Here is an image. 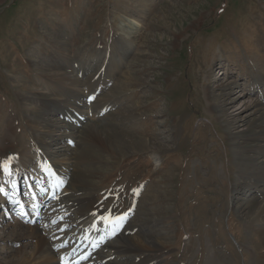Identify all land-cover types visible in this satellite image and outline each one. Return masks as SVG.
Masks as SVG:
<instances>
[{
    "label": "rangeland",
    "instance_id": "374dc122",
    "mask_svg": "<svg viewBox=\"0 0 264 264\" xmlns=\"http://www.w3.org/2000/svg\"><path fill=\"white\" fill-rule=\"evenodd\" d=\"M125 21L141 27L137 40L124 37ZM81 63L85 77L77 76ZM66 75L79 84L59 81ZM96 79L101 91L92 88ZM223 92L229 96L217 109L210 103ZM256 104L264 109V0H0V156L4 148L27 155V147L28 166L42 168L40 150L68 169V185L51 201L49 217L71 194L80 199L89 192L105 215L110 205L115 216L127 217L123 236L149 247L162 243L126 248L129 256L143 255L128 264H264V237L253 225L258 217H248L246 208L264 206V184L253 190L243 183L241 145L233 141L249 128ZM219 110L233 114L237 126L226 128ZM82 121L143 137L150 148L103 153L83 145L82 134L73 138L70 127ZM250 155L262 164L264 141ZM97 169L86 188L81 176ZM8 207L0 193V254L9 247L1 241ZM67 213L66 233L77 236L78 216ZM133 227L140 232L129 234ZM125 237L109 239L95 257L111 256L109 248L126 245Z\"/></svg>",
    "mask_w": 264,
    "mask_h": 264
},
{
    "label": "bare ground",
    "instance_id": "6f19581e",
    "mask_svg": "<svg viewBox=\"0 0 264 264\" xmlns=\"http://www.w3.org/2000/svg\"><path fill=\"white\" fill-rule=\"evenodd\" d=\"M133 23H134V21H125L124 25L122 27V32L124 34V37H126V39H128L130 41L137 40V36L141 31V29H140L141 27L140 26L134 27L135 25ZM106 54L107 53H105L103 55V58H105ZM49 71H51V70H49ZM49 71H47V72H49ZM77 71H79L80 73L86 72L87 68L84 64L81 63L78 65ZM77 71H73V72H75V74H76ZM80 73H78L77 76H80L81 75ZM82 76L85 77L83 74H82ZM61 77H62V80L60 79L59 81H61L62 83H66L68 81L71 83V86H72V84H74V85L79 84V80L77 78L74 79V78L69 77L68 75H66V77H64V78H63V76H61ZM97 77L99 79L100 76L98 75ZM53 78L56 79L55 76ZM98 79H96V80H98ZM96 82L97 81L94 82L95 84L92 85V88L99 89V91H101V89H104L103 86H101L102 84L100 83V80H98V83H96ZM227 87L231 88L232 86L228 85ZM206 92H208V91H206ZM64 94H60V95L58 94V95L62 99L65 96ZM221 95H222L221 97H217L216 102H215V100H212L211 101L212 103H210L211 105H213L215 107L217 106V109L219 108L221 101H224V99L227 96H229V95L225 94V92H223ZM25 99L31 101V99L28 97ZM61 101H65V100L62 99ZM256 106H257V110H255L252 113L253 117L250 120V123L247 122V124L248 123L250 124L249 128L245 129V131L241 135L234 136V138H233L234 139L233 141L235 143H238L241 145V147H238V150H237V155H238V158L240 161V165H237V166H239V168L241 169V173L244 175L243 183H246V184H247V182L251 183L250 185L253 186V190L257 188V185L259 182L261 184H264V162H262V164L260 162V164H259L257 156L254 157L253 155H250V154H255V153L258 154L259 146L264 141V109H262L261 105L256 104ZM104 108H105V106H104ZM90 109L94 110V113H95L96 110L94 109V106L91 107ZM34 114H35L34 111L31 109V115H34ZM218 115L221 116L220 120H222L225 117H228V120L227 121L225 120L226 121L225 125H226V128H228L229 130H230V127L237 126V125H235L236 121H234L235 118L233 117V114L229 115L225 110H222V111L219 110ZM10 120H11L10 127H11V131H12L15 128V124H14V120L12 117L10 118ZM74 121H75V118H74ZM241 121L246 122L245 120H241ZM43 122H44V124H49L47 119L46 120L44 119ZM33 123L35 124V123H37V121H33ZM37 124H35V125H37ZM70 128L74 132L72 134L73 138L75 139V137H77V142L79 140L78 137H80L82 134L81 138L84 136L83 145H89L90 147H93L95 149L101 148L104 150L103 153H106V154L112 153L115 155H120V154L123 155V154H127V152H129L131 150H133L135 152H139V151H144V150H147L150 148V142L147 141L143 137H135V136L133 137V136L126 135L124 133H118L116 131L106 130V129L102 128L101 126H99L98 124H95V123L86 124L85 121H82L80 123L78 122L77 124L75 123V125H72V127H70ZM80 128H81V130H80ZM51 131H47L46 134H50ZM80 131H82V132H80ZM15 134H17V133L15 132ZM38 137L40 138V141L43 142L45 135L42 133H40V134L38 133ZM33 138H34V136L31 134L30 139L32 140V143L34 144V147L40 148L41 146L40 147L38 146L39 144H41L40 142H38L39 140L35 139L36 137L34 139ZM66 138H67L66 142L74 140L68 136H66ZM2 140H4V139H2ZM5 142L8 145L11 144L7 140ZM79 146H81V144ZM46 147L48 149H50L49 146H46ZM67 147L68 148L63 151V154H67V152H69L70 146L68 145ZM28 149L29 148H27V147L24 149V151L27 150V155H25L26 152L24 154H19L16 152V150L13 151L12 148H10V149L4 148L3 150H1L3 157L1 155L0 159L3 158L5 160H7L8 163L10 161L9 164L5 163L6 168L11 170V171H15L19 174V170H21L23 168H27V165H29V162L31 163V161H32L30 154L32 153L33 150H28ZM129 155H130V153H129ZM24 156H26V157H24ZM39 156H40V158H46V159L48 158L46 152H44V151H41V154ZM91 156H92L91 153L85 154L86 160L91 161V159L94 157V155H93V157H91ZM24 158H25V160H24ZM80 158L84 159V157L82 155L80 156ZM56 163L57 162H55V161L52 162L50 159H47L46 166H47V164L49 165V170H50L49 173L52 174V172L54 171L55 177L57 178V176H58V177L63 178V180H66L67 185H68V181H69L68 178L69 177L66 176L68 169H66L65 167H62V165H59ZM66 164L71 165L70 163H67V162H66ZM63 168H65V169L63 170ZM60 169L62 171H60ZM97 170H89L88 176L85 175L84 173L81 176L82 178H84V181H85L84 185L86 186V188L91 184L90 178L96 177L97 174L99 173V170L98 171ZM75 178H77L76 175H75ZM57 180H58V178H57ZM60 182H62V181L60 180ZM58 186H61V183L58 184ZM39 190L43 191V189H41V188ZM67 190H68V187H67L66 191ZM48 192H47V195H49ZM76 194L75 195L71 194L68 197V199H66V201H65L66 203L64 202L62 204V206H60V208H57L58 209L57 212L55 213L53 218L50 220V223H55L58 220L57 225L53 227L50 224V226H47L44 229H40L37 226H28L21 219H20V221H21L20 223L17 220L16 221L13 220V216L11 215V210L13 207L11 206L12 207L11 208L9 203H8L9 207L7 208V210H9L10 213L9 214L3 213V215H2V216H4V218H6L5 220H3V222H6V224H5L6 227H4V229H2L3 237L1 238V241L3 242V246H8V244H9V247L7 248V250H6L7 252L5 254H0V264H63L65 261L64 262L62 261V255L64 253H66V257H67V255L70 253L69 249H71V248H68L65 250V249H63V246L61 247V244H64L67 242L69 244H72V247H74L75 250H78V251L84 250L85 253L88 251H92L91 257L87 261L82 260L80 264H128V263H131L130 262L131 259H133V260H135L137 258L140 259L143 257V255L135 254L136 256H134V257L131 255L129 256L124 252V250L126 248H131L134 251V250H136V248L142 249V250L143 249H152V247L157 248L156 246L162 245V243H158V242H156V240H154V242L152 243V246L149 247V246L145 245L142 238L131 237L132 235H127L125 237V236H123L126 232L125 227H123L122 229L113 228L114 230L111 233H109L108 236H105L104 238L101 236H98L96 241H93V240L86 241V239H85L86 233H88V231L90 232L91 229L93 230L94 227H96V229H101V226H104V225H110V226H113L115 224L120 225L121 221H117L112 216L105 215L103 212L99 211L100 206L98 205V203L95 200H93L91 193H89V192L85 193V196L81 197L80 199H79L80 196H78ZM74 196L76 197V199H74L75 198ZM161 196H162L161 193L156 194V198H159ZM151 198H155V195L153 193H152ZM4 199H6L8 202L7 198H4ZM1 203H2V201H1ZM239 205H241V204H239ZM110 208L112 210V213L115 214L113 207L110 205L107 206L108 210ZM246 208L248 210L250 209V212L247 215L248 217H253V216L257 215V217H258L257 223L263 222V224H257L256 223L253 225H257L258 227H260L259 232H260V234L262 233V236L264 237V206H260L259 202H257V203H254L253 205L249 204ZM242 209H243V207H239V209L236 211L239 212V211H242ZM69 211L70 212L74 211L76 213V215L78 216L77 224L79 225L80 229H83V230L86 229V233L82 234L83 239H80V240L79 239L78 240L73 239V238H71L72 234H68L65 231L64 232L62 231V229L64 227L66 228L68 226V224H69L68 221L71 220V218L68 217V215H67L68 214L67 212H69ZM103 214L105 215L104 217H103ZM5 216H8V217H5ZM247 221L249 223H251V220L249 218L247 219ZM94 222H97L99 224L101 223L102 225H98L97 223H96L97 225L92 224ZM150 222H151V220L148 221V223H150ZM22 224H24V225H22ZM29 224H32V223L29 222ZM127 230H129V234H135L137 231L140 232L141 228L135 227L134 233H131L130 228H128ZM112 234H114V237L120 238V240L123 237L127 238V239H124V240H126V243H125L126 245H124V246L121 245L119 247H116L117 250H115V251L113 249L109 248V250L113 251V252H111V256L109 254H107V255L104 254V255L100 256L99 259H97L95 256L100 255L103 252L102 251L100 253V251H99L101 245L103 243L107 242L111 238ZM160 236H162L161 238H165V237H163L162 234H160ZM158 237H159V235H158ZM32 240L37 241L35 245L31 244ZM117 241L118 240H116V242ZM14 242L15 243L24 242V244L22 243L23 247L21 249H17V248L15 249V248L10 247V244H13ZM149 242H150V240H149ZM104 249H108V248L104 247ZM78 257H76L75 259H77Z\"/></svg>",
    "mask_w": 264,
    "mask_h": 264
},
{
    "label": "snow or ice",
    "instance_id": "6c2138e0",
    "mask_svg": "<svg viewBox=\"0 0 264 264\" xmlns=\"http://www.w3.org/2000/svg\"><path fill=\"white\" fill-rule=\"evenodd\" d=\"M108 211H109V215L112 216L115 220H117V221H121V222H122V220L124 219V217L115 216V215L112 213V210H111V209H109Z\"/></svg>",
    "mask_w": 264,
    "mask_h": 264
}]
</instances>
